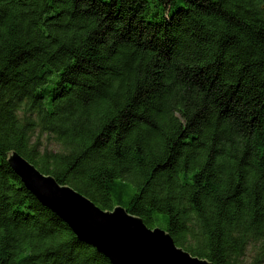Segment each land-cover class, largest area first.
Returning <instances> with one entry per match:
<instances>
[{"label":"trees","instance_id":"obj_1","mask_svg":"<svg viewBox=\"0 0 264 264\" xmlns=\"http://www.w3.org/2000/svg\"><path fill=\"white\" fill-rule=\"evenodd\" d=\"M12 151L194 256L264 264V0H0V264H114Z\"/></svg>","mask_w":264,"mask_h":264},{"label":"water","instance_id":"obj_2","mask_svg":"<svg viewBox=\"0 0 264 264\" xmlns=\"http://www.w3.org/2000/svg\"><path fill=\"white\" fill-rule=\"evenodd\" d=\"M8 162L38 199L114 264H214L178 246L165 229L148 227L122 205L102 209L72 186L43 173L17 151L9 153Z\"/></svg>","mask_w":264,"mask_h":264},{"label":"rangeland","instance_id":"obj_3","mask_svg":"<svg viewBox=\"0 0 264 264\" xmlns=\"http://www.w3.org/2000/svg\"><path fill=\"white\" fill-rule=\"evenodd\" d=\"M50 146V145H49ZM54 148H55V146H54Z\"/></svg>","mask_w":264,"mask_h":264}]
</instances>
